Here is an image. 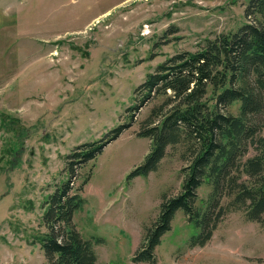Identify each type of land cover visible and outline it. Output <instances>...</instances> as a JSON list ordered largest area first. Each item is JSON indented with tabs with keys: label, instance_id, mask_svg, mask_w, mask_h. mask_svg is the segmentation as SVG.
<instances>
[{
	"label": "rangeland",
	"instance_id": "1",
	"mask_svg": "<svg viewBox=\"0 0 264 264\" xmlns=\"http://www.w3.org/2000/svg\"><path fill=\"white\" fill-rule=\"evenodd\" d=\"M246 4L0 0V264L45 263L38 237L47 232V201L68 179L67 157L130 122L80 170L75 191L82 187L84 202L74 224L84 239L104 240L95 244L97 264H148L133 257L163 196L181 191L184 147H169L156 172L128 181L152 146L137 136L141 123L163 98L133 121L127 109L136 103L135 89L167 58L236 32L247 22ZM239 107L229 112L238 115ZM211 191L199 189L200 208ZM199 233L179 212L156 264H264V224L241 211L225 216L205 246L190 247Z\"/></svg>",
	"mask_w": 264,
	"mask_h": 264
},
{
	"label": "trees",
	"instance_id": "2",
	"mask_svg": "<svg viewBox=\"0 0 264 264\" xmlns=\"http://www.w3.org/2000/svg\"><path fill=\"white\" fill-rule=\"evenodd\" d=\"M245 16L247 22L236 32L206 38L195 51L167 58L135 89L136 103L127 109L131 121L147 103L163 101L141 123L137 136L149 138L152 146L127 180L156 172L169 147L183 146L186 162L181 191L163 196L158 216L133 257L136 263H157L156 250L179 212L200 229L190 241L192 248L210 242L231 212L241 211L248 221L264 224V0H247ZM235 103L240 104L238 115L229 112ZM130 126L122 124L67 157L68 179L47 201V232L38 237L44 264H97L95 244L104 240L84 239L74 224L84 202L75 180ZM204 185L212 191L202 209L199 189Z\"/></svg>",
	"mask_w": 264,
	"mask_h": 264
}]
</instances>
